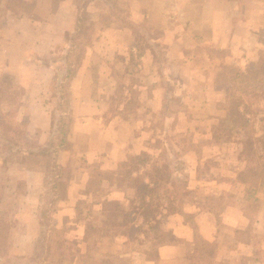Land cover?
<instances>
[{
  "label": "rangeland",
  "instance_id": "rangeland-1",
  "mask_svg": "<svg viewBox=\"0 0 264 264\" xmlns=\"http://www.w3.org/2000/svg\"><path fill=\"white\" fill-rule=\"evenodd\" d=\"M233 1L232 5L222 0H142L146 10L135 24L133 0H0V107L7 106L0 122L1 138L5 132L6 137L22 142L21 148L34 146L36 150L51 139L58 140L61 131L55 126H67L68 136L73 118L70 106L77 97L71 95L66 76L89 57L90 78L110 91L109 117L131 122L141 117L146 146L141 153L111 165H103L101 157L87 163L83 156L88 148L86 134H72L75 147L57 171L50 155L13 156L14 161L36 160L45 166V183L40 193L38 188L31 194L24 192L22 181L15 182L14 192L0 188V264H139L144 256L154 257L156 249L150 243L139 245L140 237L159 234L162 240L171 241L170 232L162 227L163 216L182 212L194 197H205L203 188H188L194 179L210 182L205 186L212 194L207 195V202L213 209H220L228 196L254 215L262 200L250 201L249 197L257 193L264 200V148L257 140L264 132V0ZM176 4L180 11L169 19L180 25L176 32L186 59L174 62L165 55L163 25L169 24L164 21L169 12L163 14L161 8ZM199 8L204 10L201 18L225 17L220 22L223 27L216 31L210 27L182 29V21L197 18ZM229 17L231 29H225ZM205 22L204 26H210ZM68 24H75L74 29L78 24L83 27L84 41L71 54L68 42L75 30L62 32ZM45 26L47 36L52 32L53 40L61 42L36 46L40 35L46 38ZM103 26L133 29L135 51L120 49L108 66L100 55L88 56ZM202 35L204 39L195 37ZM127 39L125 35L123 41ZM141 46L152 48L156 57L153 78L138 67ZM45 50L48 53L43 58L36 55ZM35 58L50 59L57 74L44 93L51 104L48 111L54 127L49 133L35 129L27 138L24 124L14 116L25 84L42 74V67L32 64ZM150 83L160 93L153 108L149 104L154 102L140 100L139 92V85ZM253 90L260 93L258 100L250 97ZM132 129L137 131L135 126ZM5 156L10 154L5 152L1 158L6 160ZM83 170L88 171V179L81 178V185L70 189ZM222 190L223 195H213ZM69 194L76 198L74 205H68ZM156 219L158 228L153 225ZM229 228H221L224 247L246 240L247 230L232 232ZM250 230H254L252 222ZM196 243L191 264H226V260L209 261L216 244L200 242L198 237ZM255 257L264 262V254ZM238 261L246 263V256H238Z\"/></svg>",
  "mask_w": 264,
  "mask_h": 264
},
{
  "label": "crops",
  "instance_id": "crops-1",
  "mask_svg": "<svg viewBox=\"0 0 264 264\" xmlns=\"http://www.w3.org/2000/svg\"><path fill=\"white\" fill-rule=\"evenodd\" d=\"M133 1L135 2V10H132L134 17L132 21L137 24L141 22L146 9L143 7L142 0ZM222 3L233 5L234 1L222 0ZM178 8V4L172 5V7L161 8L163 14L169 12L164 16V21H168L169 24L166 23L163 25L167 47L165 55L168 59L170 58L171 60H174V62H176V60L186 59L185 46L182 43L181 37H179V33L176 32L177 30L179 31L180 25H177L175 22H170L169 19L170 14L179 13L180 10ZM203 11V8H199V16L197 18L187 17L183 20L182 22L184 26L181 25L182 29L190 30L192 27H194V29L195 27H210L216 31L215 28L218 29L222 26L220 22L221 20H225V17L220 15L217 18L214 17L213 20L201 18L202 15L200 14H202ZM189 21L197 24L191 25ZM205 21L209 23L210 26H204L203 22ZM231 22L232 17H229L228 24H226V26L224 25L225 29H231ZM74 27L75 24L74 26L71 24L63 26L62 32H72ZM48 30L49 29L45 26L43 31L46 34V38L43 40L42 35H40L36 46L39 47L45 44L49 46L53 41L58 42L61 40H53L55 34L52 32L47 36ZM99 31L101 34L94 38L92 45L89 47V52L87 53L88 56L89 54L100 55L102 57V62L108 66V63L112 64L115 62L116 55L119 52L123 50L135 51L136 37L133 29L125 26H115L114 29L108 26H103ZM188 34H191V32ZM123 35L128 36L126 43L123 41ZM195 37L204 39L203 35L202 37ZM174 48L176 49V54H172ZM46 50L43 52L37 51L36 55L42 57L48 53ZM123 54H125V52ZM173 56H176V59L173 58ZM86 58L87 59L77 67L76 73L69 80L71 95H73V98L77 97V101L70 106L71 115L73 117L70 134L68 133L67 136L70 146L68 145L67 148L61 149L57 152L55 162L60 164V166L67 163L69 159L68 157L72 154V148L75 147L74 143L71 145L73 142L72 134L76 133H84L87 136L88 148L83 155L87 163H91L96 158L101 157L104 161L103 165H111L113 162L126 159L130 154L141 153L146 149L144 144L145 137L141 131L143 129V120L139 117L138 120L131 122L128 119H122L118 116L109 117L110 91L107 90L105 86L104 88L100 87L99 80L92 79V77L90 78L88 72L92 62L89 57ZM138 60V67H142L148 72V76L153 78L155 72L152 70V64L156 60V57L152 48L146 46ZM32 64L36 67H42V74L37 76V78L36 76H32L30 77V81H27L25 84V93L23 94L20 104H18V109L14 116L17 122L24 124L25 135L29 138V132L31 133L35 129L41 128L42 130L39 132L47 131V133H49L54 126V123H52V112L48 111L51 104H49V101L45 100L44 93L49 90L51 83L56 78L50 59L48 61L47 59L42 60L35 58ZM25 68L27 69L28 67L25 66ZM126 74L129 73L126 72ZM98 76H100V73H98ZM148 91L150 94L149 96L147 95ZM161 91H163V89ZM139 92L140 100L144 99L147 103L154 102V104L148 103L149 107L153 108V105L158 103L160 93L158 92L157 85H154L153 83H150L147 86L139 85ZM2 105L4 108L0 107V122L3 114L6 113L7 107L5 104ZM140 106H142V104H140ZM122 108L121 105L120 109ZM138 111H140L141 115V107ZM134 126L137 128L136 132L132 129ZM27 138H25V140H27ZM94 142H96V145H93ZM36 150L34 146L29 148H19L14 150L6 160L1 158L3 152L0 151V183H4V187H1L0 184V188L14 192L16 188L14 185L15 182L18 183L19 181H22L24 192L31 194L32 190L38 188L40 193V190L45 183V166L37 165L35 162L36 160H28L27 162H23V160H20L19 162L12 160V157L17 154L22 156L34 154L32 156L40 157L42 153H38ZM1 172L5 174H1ZM56 175L57 174H55V176ZM87 176L88 171L83 170L79 177L80 179L77 182H73L74 185H72L70 189L79 187L83 181L88 179L85 178ZM192 177L196 178L195 171L192 172ZM208 183L210 182L201 183L196 179L189 182L188 188H203V194L205 193V197H196V199L194 197V201L190 202V206L184 207L182 212L168 213L163 216L162 227H166L173 239L159 244L153 252L154 257L148 258L144 256L141 260L142 263L140 262L141 264H191V257L194 254V251H196L197 237L200 242L216 244L213 248V257L209 259L210 262L226 260V264H264L262 259H257L255 257V255L259 253L264 254V200L258 198L259 195L257 193H255L254 196L251 195L249 197L250 201L258 199L262 200L259 201L261 203H259V208L253 211L254 215H252L251 210L250 212L246 211L244 205H238L234 201L228 200V196H226L227 200L223 201L220 209L216 210L213 209L210 202H207V200L210 199L207 198V195H212L207 190L209 186H205ZM223 192L224 190H222L220 194L219 191L213 192V195L218 197ZM69 196L70 194L68 195V198ZM67 202L68 205H74L76 198H69V201ZM184 214H188V216L186 217ZM252 217H254V219H252ZM251 222L254 225L253 231L250 230ZM222 225L227 226L228 228L230 227L229 229L232 230V232L247 230L248 236L246 237V240H237V244L233 247H224L222 245L224 239L221 230ZM237 255L239 257L245 255L247 259L246 263H239ZM206 262L207 261L204 263L210 264Z\"/></svg>",
  "mask_w": 264,
  "mask_h": 264
},
{
  "label": "trees",
  "instance_id": "trees-1",
  "mask_svg": "<svg viewBox=\"0 0 264 264\" xmlns=\"http://www.w3.org/2000/svg\"><path fill=\"white\" fill-rule=\"evenodd\" d=\"M74 30L75 31L71 35L70 40L68 42V43H70V46H69V51H67V52H69L70 54H71V51H73V49L75 47L77 48V46L79 44H81L82 41H84L83 38H82L83 27L81 25L79 26V24H78L76 26V29H74ZM136 46H137V44H136ZM141 47H142V49L138 53V55L141 54L144 51L143 46H141ZM72 55L77 56L76 52H72ZM76 69H72V70L69 69L66 78H69V80H70L74 76V74L76 73ZM56 76H57V74L55 73V77ZM261 93H263V92H261ZM259 96H260V93L258 91H256V90L250 91V97L252 99L258 100L260 98ZM262 104H263L262 109H263V112H264V102ZM9 128H10V126H9ZM54 129L58 130L57 131L58 133H60V131H61V136L58 138V140H57V137L54 138V139H51L44 146H40V148L37 149L36 151L38 153L47 154V155L52 156L50 164L53 165V167L55 169L56 168L59 169L61 166H60V164H57L55 162V160H56V157H57V152L59 150H61V149L67 148L68 145H69V142H68V139H67V132L69 131V128L67 126H66V128H64L63 126L62 127L61 126H55ZM7 130H8V128L6 129V131ZM4 133L5 132H2L3 138H1V135H0V151H2L3 153L6 152L7 155H9V154H12L14 150L21 148L20 145L22 144V142L19 143V141L18 142L13 141L11 138L6 137ZM257 140H258V143L261 144V147L264 148V132L258 137ZM31 151H32V149H31ZM5 157H7V156H5ZM137 158H138V156H137ZM57 169H56V171H57ZM263 186H264V182H263ZM210 205H212V204H210ZM167 213H169V212H167ZM157 223H158V219H156L155 223L153 224L156 228H158ZM154 231H159V229L154 230ZM158 235L156 237L155 236L146 237V235H143V237H140L143 240L139 241V245H144L145 246V245H149V243H150L151 246L157 247L159 244H161L163 242H166L165 240H162V238L160 236H158ZM171 237H172V235H171Z\"/></svg>",
  "mask_w": 264,
  "mask_h": 264
}]
</instances>
